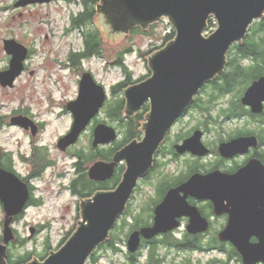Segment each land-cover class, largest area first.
Returning <instances> with one entry per match:
<instances>
[{
  "label": "water",
  "instance_id": "obj_1",
  "mask_svg": "<svg viewBox=\"0 0 264 264\" xmlns=\"http://www.w3.org/2000/svg\"><path fill=\"white\" fill-rule=\"evenodd\" d=\"M52 1L17 0L13 6L22 8ZM95 13V26L104 32L105 36L102 37L109 44L136 28L146 32L162 19L167 20L174 37L146 57L149 76L122 91L126 119L135 116L149 102V112L141 124L142 139L124 145L113 154L110 163L98 162L89 169L90 179L97 180L99 175L109 179L115 165L123 162L125 169L120 182L112 190L99 191L90 198L80 199L79 219L71 236L59 249L49 251L44 260L33 257L26 264H86L93 252L109 241L110 232L125 214L138 181L153 168L154 155L173 122L189 107L204 84L224 74L231 46L241 44L248 28L264 18V0H98ZM209 19L214 20L216 29L206 34ZM3 49L10 57L7 69L0 72V86L5 88L12 87L23 72L28 48L15 39H7L3 41ZM106 97L105 88L94 81L91 73H84L77 99L67 105V110L73 114V124L69 132L58 140L57 146L61 151L76 143ZM240 103L253 115L263 113L264 75L250 83ZM29 122L22 117L11 120V124L24 126L25 129ZM35 131L32 128L33 134ZM116 139L117 133L113 127L99 124L94 129L92 145H109ZM255 143L254 137L239 138L229 143V150L240 153ZM201 148L199 133H196L177 146V151L198 153ZM221 149H225V146ZM246 170L241 169L229 177V183L234 185L230 189L233 192L230 200L234 214L242 211L244 206V183L256 181L251 171L248 175ZM227 182L226 177L218 174L194 175L178 188L167 191L154 209L153 225L128 235L127 251L135 253L141 239L150 240L172 229L176 225L173 224L174 214L191 217V232L204 231L206 223L200 230H194L199 222L197 219L202 221L201 217L194 209L188 208L179 193L210 200L215 210L220 211L224 207L223 201L227 200ZM27 197L26 186L13 174L0 169V203L4 213L0 264H8V245L15 238L12 221L23 210ZM259 200H264V196L259 197ZM34 231V228L29 229L28 238L32 237ZM248 232L243 225L228 226L219 234V239L230 240L244 264L264 263V231L258 233L259 242L256 244L248 242Z\"/></svg>",
  "mask_w": 264,
  "mask_h": 264
},
{
  "label": "flooded vegetation",
  "instance_id": "obj_2",
  "mask_svg": "<svg viewBox=\"0 0 264 264\" xmlns=\"http://www.w3.org/2000/svg\"><path fill=\"white\" fill-rule=\"evenodd\" d=\"M76 1L79 8L75 13H72L70 17H76L84 10L82 3H80L79 0ZM98 30L100 35L105 36L104 32L100 28H98ZM83 51L84 50H69L67 53V59L69 62L68 66L78 70L75 84L76 98H73L75 96L74 95L72 98L64 101L61 105V107H63L62 114H67L70 122L68 130L65 131L64 134L58 135L52 146V148L55 149V152L63 156L64 159H68L70 162L68 172L64 171L65 174L64 172L59 174L61 178L68 176L66 183L62 184L60 189L68 192V194L75 200L74 210L76 215L79 214V200L90 198L96 192L106 191V183L112 181V179L120 171L119 183L125 166L123 162L116 164L113 174L109 179H104V176L102 177V175H99V179L97 180L90 179L89 169L93 164L98 162L110 163L112 161L113 154L129 143L127 142L112 153L108 160L105 158V151L107 147L112 146L113 143L118 141L119 127L117 126V129L115 128L117 139L113 143L109 145L101 144L97 147H93L92 142L95 127L99 124H105V122L100 119V116L103 114L106 115L105 106L108 101V98L106 97L102 107L89 121L85 129L80 133L76 143L68 146L64 151H61L58 148V140L69 132L73 124V114L67 110V105L77 99L81 77L84 73L89 72L87 71L88 69L82 68L81 63H83V61L95 57L100 58L102 56V54H100L92 58L78 57V55H80ZM29 55L30 51L28 50V56ZM76 56L78 58H76L77 62L73 63L72 58ZM9 59L10 58L7 57L8 63ZM25 70L26 67H24L21 75L25 72ZM146 78L138 80L129 86L137 84ZM17 79L14 81L12 87H5V89H14ZM94 81L99 84L95 79ZM212 82H214V80L204 84L200 88L189 107L173 122L172 126L165 135L163 142L158 147L157 152L154 155L153 168L144 178L138 181L132 197L127 204L125 214H123L117 222V224L119 222L123 223L124 220H126L128 225L135 227L125 236L124 246L126 252L124 255L128 262L134 256L141 255L142 250H145L144 256L146 257L148 252L156 246L158 257L164 258L163 263L166 262L167 253H160L159 249H163L164 251L173 249L176 253H185L177 260H172L171 263L173 262L174 264H202L199 260H193L191 256H187L186 253L195 251L208 252L211 250L218 252V257L209 260L207 264H244L241 255L238 253L231 241H222L219 239V234L228 226H245V228L249 230L247 234L248 242L250 244H256L259 242L258 233L261 230L264 231V200H259V197L262 195L264 196V107L263 113L253 115L247 107L240 103V99L246 88L250 85L249 84L240 95L239 103L245 110H248L250 116L252 117H250L248 113L236 117L233 115L232 111V104L234 100L231 94L232 92H230L231 88H229V92L226 93V95L224 94L225 97H229L230 100H228L225 106H223L215 101L218 96V92L217 90L212 91V88H210V84ZM217 83L229 86L231 85V83L226 80H219ZM212 94L214 97H212ZM211 99L213 100L211 101ZM149 107V102H146L136 114L138 115L140 112H144L143 120L138 128L141 135L139 138L133 140L140 141L143 137L141 124L144 121L145 115L149 112ZM123 109L121 111L122 115H124ZM18 117L27 118L30 121L27 125V129H25L24 126L11 124V120ZM185 117L188 118V122L182 123ZM6 119H8L5 121L8 126H12L22 132H26L25 134L30 137L29 152L25 156L18 154L16 157L15 154L11 151L3 149L0 145V169L17 177L21 183L26 186L28 191V197L23 210L19 215L15 216L12 221V224H14L24 213H26L27 209L41 205V199L37 196V182L45 179L46 171L52 169L55 166L56 161L52 158L51 151L48 146L39 142L40 135L43 132L42 124L32 117L26 109L20 107L16 108L10 116L6 117ZM235 119H244L245 122L243 126L236 127L235 129H233V127L229 128V123L233 122ZM1 120H3V118L0 119V122ZM249 125H252V127L250 128ZM32 128H35L36 130L34 134L32 133ZM196 133H199V141L202 145V148L199 149L198 153L191 151L178 152L177 146L182 145L185 140L190 139ZM83 137L86 139L85 146L80 145ZM251 137L255 138V145L247 147L240 153H232L229 150L230 142L239 138ZM223 146H225V149H221ZM158 157L161 158L162 162L158 160ZM246 168V173L251 171V175L255 176L256 181L244 183L243 186L246 189L244 206L242 211L238 214H234V208L230 200L233 195V192L230 189H233L234 185L229 183V177L237 174L241 169ZM154 173H156L154 177L156 182L153 185V196L149 198V200L145 202L144 206H142L137 212L131 211L130 205L132 204L134 194L140 190V188H138V184L140 182L142 184L146 183L148 180L143 181V179L148 178L149 175V179L151 180ZM210 174L224 176L228 181V190L226 192L227 200L223 201L224 207L220 209V211L215 210L214 204L210 200L198 199L191 195L184 196V193H179L180 198L184 197L185 203L189 206L188 208L194 209L201 217L202 221L200 222V220L197 219L200 223L197 222L194 230L202 228V226H204L203 224L206 223L204 231L191 232V228H189L191 225V217L184 214L179 216L174 214L175 218H173V224L176 225L172 229L159 234L150 240L141 239L139 249L135 253H129L127 251L126 240L128 235L135 230L153 225L154 209L162 201L167 191L178 188L194 175L207 176ZM160 180L162 181V187L164 188L163 193H159L155 189V187L157 188L159 185L158 181ZM117 184L112 189H114ZM0 207L3 212L1 203ZM128 210L131 211V214H128ZM9 246L10 245H8V250ZM256 264L264 263L257 262Z\"/></svg>",
  "mask_w": 264,
  "mask_h": 264
},
{
  "label": "rangeland",
  "instance_id": "obj_3",
  "mask_svg": "<svg viewBox=\"0 0 264 264\" xmlns=\"http://www.w3.org/2000/svg\"><path fill=\"white\" fill-rule=\"evenodd\" d=\"M16 1L0 0V72L6 70L8 65L7 57L9 56L3 49L4 40L15 39L28 48L30 55L24 62L26 70L18 77L15 88L9 90L0 86V119L3 118L0 122V145L15 156L28 154L30 137L25 134L26 132L8 126L5 122L8 120L6 117L10 116L14 109L24 108L42 124L43 132L39 142L48 146L52 158L56 161L55 166L46 171L45 179L37 182V196L41 199V205L27 209L26 213L12 224L15 238L25 241L22 247L13 250L14 253L34 252L36 255L33 257L37 258L38 255L45 254L46 244L50 246L46 254L49 251H55L66 234L76 227V220L79 219L74 210L75 200L68 192L60 189V186L66 183L68 176L61 178L59 174L64 171L68 172L70 162L55 152L52 146L56 137L68 130L70 122L69 116L62 114L61 105L74 95L73 98H76L75 84L78 70L68 66L67 53L69 50H81L83 44L81 32L70 29L69 23L70 15L79 8L76 0H54L47 4L28 5L22 8L13 6ZM215 29L216 27L212 31ZM170 30L172 29L167 20L162 19L146 32L130 33L113 44L106 43L103 39L102 56L83 61L82 68L91 72L94 79L105 88L108 100H111L113 96H116L111 95L112 86L124 77L117 64L119 57L122 58V63L130 72L132 80L146 78L149 71L146 66L147 55L145 53L162 45L164 37ZM211 32L208 27L206 34ZM128 49L129 52H126ZM247 62V59L243 60L244 64H248ZM247 85L240 82L236 88H231L233 100L236 101L240 97ZM225 95L217 96L215 101L225 106L230 100ZM100 119L117 129L118 124L111 122L106 115L103 114ZM186 122H188L187 117L182 123ZM244 122V119H235L229 123V128L242 127ZM118 134L119 140L121 138L120 129ZM80 145H86L85 137ZM158 160L162 162L160 157ZM156 173L153 174L151 180L138 184L140 190L134 194L130 205L131 211L137 212L153 196ZM3 218L4 214L0 207V237H2ZM121 224L119 222L110 232V235H113L117 231L115 243L118 251L98 250L99 257L96 264H129L124 255L127 229L126 227L119 229ZM30 228H34L35 231L32 237L28 238ZM11 243L9 251L12 250ZM159 252L167 253L164 264L177 260L185 254L176 253L173 249L169 251L159 249ZM144 254L145 250H142L141 255L138 256L142 262L145 260ZM186 255L191 256L193 260H199L202 264H207L209 260L218 257V252L195 251L186 253Z\"/></svg>",
  "mask_w": 264,
  "mask_h": 264
},
{
  "label": "trees",
  "instance_id": "obj_4",
  "mask_svg": "<svg viewBox=\"0 0 264 264\" xmlns=\"http://www.w3.org/2000/svg\"><path fill=\"white\" fill-rule=\"evenodd\" d=\"M79 2L82 3L84 10L76 17L73 16L70 17L69 20L71 25L70 29L78 30L81 32V38L83 44L81 50L84 51L80 55H78V57L92 58L100 55L101 50H103L104 47L103 38L101 37L102 35H100L98 28L95 27L94 25L95 5L97 4L98 0H79ZM208 27H209V32H211L212 29L216 27L214 20L212 19L208 20ZM249 30H248L249 34H247L246 38L243 41H241L242 42L241 44H234L229 49L227 67L225 69L224 74L218 76L216 79H214V82L210 84V88H212V91L217 90L218 96L228 93L229 88L232 87L236 88V85L240 82L249 85L252 81L256 80V78L264 75V18L257 22H254ZM139 33H144V32L138 28L131 31V34H139ZM173 37H174V31L170 30V32L167 33V35L164 37L163 44L160 45L159 47H154L150 49L147 53H145V55L148 56L153 52L161 49L166 43L172 40ZM126 52H129V49L126 50ZM76 58L77 56L72 58L73 63L77 62L78 58L77 59ZM244 59L248 60L247 62L248 64L243 63ZM117 64L121 68L124 77L123 80H121L116 85L112 86L111 95L112 96L116 95V96H113V99L111 100L109 99L107 101V104L105 106V112H106V117L111 122H116L118 124L121 133V138L115 143H113L112 146L107 147L105 151V158L107 160L110 158L112 153H114L124 144L130 142L133 139L139 138L141 133L138 131V128L140 126L141 121L143 120V114H144V112L142 111L138 115L130 117L128 119H126L124 115H122L121 111L124 107V99L122 98L120 93L127 86L138 80H132L130 72L128 71L125 64L122 63L121 57H119ZM219 80L229 81L231 85L229 86L226 84H218L217 81ZM212 97H214L213 94ZM212 100L213 99H211V101ZM232 111H233V115L236 117L245 115L246 113L249 114L248 110H245L244 107L240 105L239 98L236 99V101L234 100L232 104ZM119 174L120 171L118 174H116V176L112 179V181L106 183L105 185L106 190L112 189L118 183L120 179ZM149 176L148 178L143 179V181L150 180ZM158 184L159 185L157 186V188L155 187V189L159 193H163L164 188L162 187L163 186L162 181L161 180L158 181ZM128 214H131L130 210H128ZM123 227H126L127 233L133 228H135L132 225H128L126 220H124V222L120 225L119 229H122ZM74 230L75 228L66 234V237L60 242V244L57 246L55 250L59 249L66 242V240L71 236ZM116 232L117 231H115L113 235H110V239L106 244L98 247L93 252V254L88 258L87 263L90 264L97 263L99 257L97 254L98 250H104V251L110 250L111 252L118 251L115 243ZM127 233H125V236ZM24 244L25 241L18 240L15 238V241L11 243L12 250L10 251L8 250V257H7L8 264H26L33 258L34 255H36V253L34 252H24V253H16V254L14 253L13 250H16V248L18 247H22ZM49 249H50L49 244H46L44 250L45 254L41 256L38 255L37 257L38 260L40 261L44 260L47 256L46 252ZM138 256H134L133 258H131L129 260V264H164L163 263L164 258L158 257L156 246L153 247L148 252V255L145 257V260L143 262L138 258ZM172 263L170 262L169 264Z\"/></svg>",
  "mask_w": 264,
  "mask_h": 264
}]
</instances>
